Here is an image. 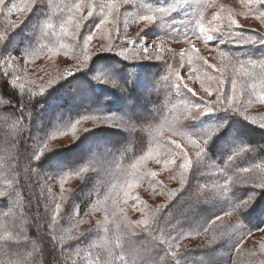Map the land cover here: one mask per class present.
<instances>
[{
  "label": "trees",
  "instance_id": "obj_1",
  "mask_svg": "<svg viewBox=\"0 0 264 264\" xmlns=\"http://www.w3.org/2000/svg\"><path fill=\"white\" fill-rule=\"evenodd\" d=\"M15 1L19 4L11 5ZM77 2L81 0H37L29 17L19 24L9 21L8 12L17 10L21 0H5L6 6H0V34L7 30L5 39L0 41V58H18L25 67L35 68L50 59L55 51L64 58L71 56L73 64L79 66L75 74L66 76L64 70L67 66L63 62L54 64L52 73L41 74L46 82L39 79V83L24 86L15 82L14 71L10 68L7 75L3 74L5 70L0 65V193H3L0 195V236L6 237L15 222L16 226H23L29 237V240L20 242L3 244L0 241V264H8L9 260L20 255L36 264H65L70 255L80 259L81 264H88L89 251H84L82 242L90 240L93 235L98 246L90 250L92 256L103 255L107 264H111V252L118 234L120 243L124 245L125 260L134 258L135 264H141L145 249L153 264H254V261L258 264L264 260V250L261 249L264 232L259 231L264 229V188L255 187L251 182L264 178V127H260L264 104L254 97L251 104L245 102L247 110L244 116L248 119L235 113L217 111L174 122L173 116L185 114V104H199L201 98L207 99L201 85L215 88V82L207 77L218 76L219 73L208 68L203 60L194 58L189 64L188 52L192 44L184 39H164L170 47L175 46L174 43L183 45V61L178 51L162 52L163 62L154 59L131 61L118 54L125 44L129 54L139 48V44L131 43V46L123 37L135 28L122 26L119 14L129 10L138 19L140 14L152 15L160 7L157 0L122 3L120 11L114 13L117 19L109 35V46L116 51H101L106 46L99 44L100 49L94 52L87 50L90 58L79 64L76 56L83 61L82 39H65L66 36L60 32L61 22L69 15V6ZM82 2L88 7L80 12L84 19L79 36L87 37L97 30L95 25L103 15L101 6L111 0ZM89 10L93 12L91 17L87 15ZM159 15L156 13L157 18ZM241 28L233 27V30H241L245 35L259 39L256 33L259 29ZM158 34L156 32L155 35ZM192 40L196 43L197 54L209 65L230 63L220 56V52L241 61L257 65L264 63V44L224 43L220 39L208 42ZM66 42L74 44V48L69 49ZM61 44L66 47L61 48ZM40 56L37 60L36 57ZM175 62L180 65L177 73L182 78L179 79L182 89L179 95L175 90L178 82L173 72ZM246 70L253 69L246 65ZM256 71H259L258 67ZM34 72L28 74L30 80L40 76ZM227 74H231V67ZM184 84L196 89L199 96L187 92ZM83 85L85 92L79 96L78 89ZM225 90L230 91L227 82ZM49 116L55 118L48 121ZM89 116L117 119L112 124L95 125L91 119H84ZM17 120L20 122L15 123ZM77 120L81 123L77 125L75 134L69 130L66 135L52 138L54 134L70 129ZM148 124L153 125L151 130ZM84 128L88 130L82 131ZM173 128L180 129L198 142L206 141L203 156L197 159L196 150L187 136H174ZM172 140L176 144H170ZM45 143L48 148L40 159H32ZM166 144L175 149L176 154H165ZM176 145L188 154L192 161L190 169H181L183 161ZM237 152L239 155H235ZM146 154V159L139 160ZM152 156L155 158L150 162L152 164H148V158ZM168 159L173 163L166 165ZM245 167L250 171H239ZM224 168L233 173L231 183L220 171ZM145 172H156L157 175L145 176ZM105 173L110 180L117 178L114 185L121 183L119 191L110 187L106 180L101 182V189H96L99 174ZM246 177L249 178L248 183L243 182ZM226 184L228 190L218 195ZM48 189L55 197L58 198L62 192L66 198L64 201L57 199V202L62 205L61 224L68 232L71 230L70 236L86 233L81 238L84 240L74 239L72 246L62 241L63 252L62 242H54L49 234L46 206L50 205L53 197ZM127 194L129 206L120 202L121 196L125 199ZM250 197L254 198L247 207H237ZM111 203L115 204V216L110 209ZM125 210L128 213L121 214ZM77 211L78 218L83 221L78 227L74 216ZM101 212L103 216L99 214ZM228 212L231 215H225ZM6 213L9 215L5 216ZM154 215L171 233H157L166 243L153 241L143 232V225L136 229V234L130 233L129 222L133 227L141 219H149L151 223ZM218 217L223 219L212 223ZM116 220L120 222L119 228ZM5 226L8 231H5ZM173 236L178 237L180 248L179 254L170 258L166 250L168 242L175 243ZM30 241H38L40 249L31 257L27 256L32 250ZM129 246L135 247L134 252L138 255L129 257ZM76 250L83 254L84 259L76 256ZM115 254L118 257L121 249L115 248ZM116 264H120L119 259Z\"/></svg>",
  "mask_w": 264,
  "mask_h": 264
},
{
  "label": "snow or ice",
  "instance_id": "obj_2",
  "mask_svg": "<svg viewBox=\"0 0 264 264\" xmlns=\"http://www.w3.org/2000/svg\"><path fill=\"white\" fill-rule=\"evenodd\" d=\"M130 0H123L124 4H128ZM187 2V0H185ZM241 6L243 8H246L248 10V14H251L252 16H255L257 19L261 21L262 24H264V0H240ZM37 4V0H21V4L18 7V11L20 12H31L34 5ZM0 6H6L5 0H0ZM88 7V5L84 4L81 0V2L74 3L69 6V15L68 17L61 22L60 24V32L64 36L71 35L73 38H75L78 35L79 29L81 28V21H83L84 17L79 14L83 8ZM102 18L100 19L99 23L95 25L97 30H103L104 25L109 22H115L117 19V16L114 15V13H118L120 11V4L116 2V0H111V2L102 5ZM173 11L172 7L164 8L159 7L156 8L153 11L152 15L148 14H140L139 19L144 21L147 25H152L155 20L157 19L156 13H160L161 16L164 14ZM223 7H221V11L213 14L211 20H208L205 22V17L202 12H200L196 19L192 20V23L195 25L194 28L191 29V35L196 36L197 39H203L205 42L213 41L214 39H220L224 43H238V44H264V30L258 31L256 33L259 34V39H255L252 36L245 35L241 30L234 31L233 26H235L237 29H242L241 26L237 23V20L234 18L231 10H228V15L225 17L223 13ZM131 13H128L130 15ZM87 15L91 17L93 15V12L89 10L87 12ZM111 18V20L109 19ZM227 19V26H224L223 21ZM74 27L71 29V33L69 32V26L73 23ZM216 34L215 36L213 34ZM7 34V30H5L4 34H0V41H3L5 39V36ZM43 35H46L43 31ZM110 35V34H109ZM139 35V34H138ZM93 38L92 33H89L88 36L83 40V61L80 60L79 56H76V60L79 64L85 63L89 58V53L87 51L88 49V43ZM161 40V45H156L155 40L152 41V44L154 47L159 48L163 46V38H159ZM184 41L191 43V36L187 35L184 38ZM133 44H139V39L136 41H132ZM61 48H65L66 45L61 44ZM41 51H43V48H41ZM58 51V50H57ZM101 51H116L112 47H104L101 49ZM198 50L195 48L194 45H192L191 50L188 52V63L192 64L193 59L196 60H203L204 64L207 65L208 68L214 69L215 72L219 73L218 76H208L207 78L210 81L215 82V88H213L211 85L208 87H204L202 84L201 87L203 88L204 92L207 95V99L201 98L199 104H185V114H179L178 116H173V121L176 120H184L186 118H198L201 115H206L208 113L217 112V111H224V112H231L235 113L241 116H244V113L246 112V104H251L253 102V97L256 101H258L261 104H264V63L256 64L251 61H241L238 59H234L233 57L229 56L225 52H220V56L222 58L228 59L230 63L228 65H225L221 63L219 66L217 65H209L207 64V61L204 60L203 57L199 56ZM56 52H53V55H55ZM67 55L68 53L65 52ZM118 54L125 59L131 60L133 57L136 59H156L160 60L163 59L162 56L158 54V52H150L148 42H145L144 44H140V47L138 49H135L133 53L130 55L127 50V44L119 49ZM181 60L184 59V53L181 52ZM18 58H10V59H2L0 58V65L4 68L5 72L3 74L7 75V69L13 67V65L17 62ZM246 65H250L252 67V71L246 70ZM231 67V74H227V69ZM259 68V71H256V68ZM178 76V82L175 85L176 94L179 95L182 91L181 85L179 83V79H182L179 76V73H177ZM191 79V77H189ZM169 77L166 76L165 80L168 81ZM230 84V91L225 90V85ZM113 86H115V82H113ZM169 86L172 88V85L169 84ZM183 88L187 90V92L191 93L193 96H199V92L194 89L193 87H189L188 84H184ZM43 87L41 88V92H43ZM215 96L213 99L212 97ZM246 102V104H245ZM7 103V102H6ZM162 111V110H161ZM245 119H248L247 116H244ZM84 119H91L93 123L99 124V123H107L112 124L117 118L116 117H96V116H89L85 117ZM167 119V117H165ZM20 121L17 120L15 123H19ZM81 123V120H77L75 123L72 124L71 128L67 131L60 132L58 134H54L52 138H55V135H66L68 131L70 130L73 134L77 131V125ZM148 129L151 130L153 128L152 124L147 125ZM171 127V125H170ZM260 127H264V117H261V124ZM88 128L82 129V131H87ZM172 134L180 135V136H187L189 143L193 146V148L196 150V157L201 158L203 154L205 153V142H198L196 139H193L189 135H187L185 132L181 131L180 129L173 128ZM170 144H176L175 140L170 141ZM48 148L47 143L43 144V147L39 149L38 152H36L32 159L38 160L40 157L44 154L45 150ZM176 149L179 150L178 154L180 156V159L183 161L180 165L181 169L187 170L192 167V161L189 159V156L186 152H184L183 148L180 145H176ZM151 151V150H150ZM241 151H248V149H241ZM164 152L165 154H168L171 152L172 154H176L175 149H170L169 145L166 144L164 146ZM235 155H239V152L235 153ZM147 158V154L144 156H141L139 160H144ZM234 158V157H233ZM166 165L173 163V160L168 159L166 160ZM135 167V166H133ZM220 171L224 172V174L228 177V182L231 183V177L233 173L228 169L224 168ZM241 172H249V168H241L239 169ZM143 175L145 176H152L155 177L157 175L156 172H145ZM244 183L249 182V178L243 179ZM255 187H261L264 188V178H262L260 181H251ZM183 184V180L181 181ZM131 187V185H129ZM61 189L63 191V184H61ZM228 190V185L226 184L224 186V189L221 193H218V195H223V192ZM49 194H51V189H48ZM43 195V191L41 193ZM0 195H3V193H0ZM52 195V200L50 202V205L46 206V210L48 211V228L50 230L49 234L52 236L53 241L56 243H60L65 237L58 235L55 233V226L59 222L61 218V212H62V205L61 203L57 202V199L59 201H64L66 198L61 192V195L57 198L54 194ZM254 197H250L248 201L242 203L241 205H238L237 207H247L248 204H250L251 200ZM158 211V210H157ZM106 212V219H107V209ZM234 212V211H233ZM115 208L112 210V215L115 216ZM9 214L6 213L5 216H8ZM225 215H231V212L226 213ZM76 217L75 219V226L78 227L79 224L83 223L82 220L78 218L79 213L78 211L74 214ZM223 217H218L215 220L212 221V223H215L216 220H222ZM99 223V222H98ZM115 223L117 224V227H120L119 220H116ZM143 225V232L148 234L152 238L153 241L159 240L160 243H166V241L157 233H166L168 235H171V233L167 232L166 226H161L158 217L155 215L151 217V223L149 222V219H141L135 222V226L133 227L131 225V222H129V230L131 234H136V229L140 228V226ZM207 230V229H205ZM5 231L7 230V227L5 226ZM107 231V229H106ZM260 232H264V229L259 230ZM86 233L80 232L77 235L74 236H68L67 239H75L79 240L82 237H85ZM23 240H29V237L26 232L23 230V226H16L14 222V227L11 231H8V235L0 236V241L3 242V244L9 242V241H15L20 242ZM121 236L118 234L116 237V244L113 247V250L111 252V264H116L117 259H119L120 264H135V259L131 260H125V256L123 254L124 245L120 243ZM172 241H175V243L168 242V248L166 250L168 256L170 258H174L179 254V242L178 237L173 236ZM32 245L31 252L27 253V256L31 257L34 254H37L39 249V242L38 241H30ZM155 247V245H153ZM62 252L63 247L61 244ZM115 248L121 249V254L117 257L115 254ZM134 248L132 246H129L128 249V256L134 257L135 255H138V253L134 252ZM261 249L264 250V244L261 245ZM147 249H145V255L141 257V264H153L151 255L147 254ZM240 249L237 248V252L239 253ZM77 257H82L83 254L81 252L76 253ZM255 254L253 253V257ZM239 260V256H237V261ZM8 264H36V262L28 261L27 259L23 258L21 255L17 257L15 260H9ZM65 264H81V260L74 258L72 255L67 256L65 260ZM88 264H107L105 257L103 255H97L95 257L92 256L91 251L88 252ZM236 264V262H234ZM254 264L256 262L254 261ZM258 264H264V260H261L258 262Z\"/></svg>",
  "mask_w": 264,
  "mask_h": 264
},
{
  "label": "rangeland",
  "instance_id": "obj_3",
  "mask_svg": "<svg viewBox=\"0 0 264 264\" xmlns=\"http://www.w3.org/2000/svg\"><path fill=\"white\" fill-rule=\"evenodd\" d=\"M157 1L159 3L158 6L164 7V8H169L171 6L173 11H170V12L164 14L163 16H161V14H160L159 17L155 20V22L150 26L147 25L144 21L136 18L131 13V11H129V10H124V12L119 14V16L122 17V20H121L122 26L126 27V29H132V30L135 28V30L133 32L129 33L127 36H123V37H126L125 39H127V43H130V45H131L132 40H130V39H140L139 40L140 41L139 47H140V44H144L145 42H148L149 51L150 52H158V54L160 56L162 55V52L165 53L167 51H170V52L171 51H178V53H181V51H183L182 50L183 45H179V44L174 43L175 46L170 47V46H167L164 39H184L187 35H190L191 36V44L194 46L196 45V43L192 39H197V38H196V36L191 35V29L195 27V25L192 23V20L196 19L200 12H202L204 14L205 22H207L208 20H211L213 14L220 12L221 7H223L224 11L222 14L226 17L228 15V10L230 9L234 18L237 20V23L241 27H243V28L250 27V28H254V29L257 28L260 31L264 30V24H262L261 21L259 19H257L255 16L248 14V10L241 6L240 0H187V2H185V0H157ZM122 3L123 2H120L118 4H120V6L122 7L123 6ZM18 4L19 3L17 1H15L11 5H18ZM128 13H131V14L128 15ZM29 14H30L29 12H20L18 10H15V11L11 10L10 12H8L9 21L10 22L12 21L16 24H19V23H21L22 20H25V18L27 19V17H29ZM77 15H82V14L79 13ZM149 15H151V14L149 13ZM37 17H38V15H37ZM110 20H111V18H110ZM74 24H75V22L69 26V32L70 33H71V29L74 27ZM223 24H224V26H227V19H225L223 21ZM114 26L115 25L113 22H109V23L104 25V28L102 31L96 30V32L93 34V38L88 43V49L87 50H91L93 52L97 51L98 49H100L99 44H101L102 47H104V45L106 47H108L111 44V42H109V34L111 32L110 28L114 27ZM81 27H82V25H81ZM233 27H235V26H233ZM31 29H30V31H31ZM80 30H81V28L79 29L78 35L75 38H73L71 35H68L65 37V39H82V41H80L81 50H82L83 40L86 37L79 36ZM156 32H159L160 34L155 35ZM141 33H145V34H143V36H141ZM159 38H163V46L156 48L153 46L152 41L155 40L156 45H161V40ZM66 44L69 45L68 46L69 49H71V47L74 48V44H71V43L69 44V42H66ZM188 44H190V43H188ZM192 45H191V47H192ZM132 53H133V51L131 52V54ZM41 57L42 56L36 57V59L39 60ZM135 60H137L135 57H133V59H131V61H135ZM65 61H67V62H65ZM154 61L163 62L164 58L160 59V60L154 59ZM61 62H63L64 65L67 66L64 70L66 76H71L72 74H75L77 70H79V66L73 64V60H72L71 56H69V58H64V56L59 54V53L52 55L50 57V59H46L44 63L37 64V66L35 68L25 67L23 65L24 64L23 61L21 59H17V62L10 69H11V71H14L15 82L19 85L25 86L28 83L30 85L35 84L36 82L39 83V81H38L39 79L43 80L41 77V74L50 73L52 71V66L54 64L61 63ZM179 67H180L179 63L175 62L174 66H173V72L176 74L175 75L176 79H178L177 69ZM97 71H99V70H97ZM31 72H34V74H40V76L36 77L37 78L36 80H32V79L30 80L28 74H30ZM94 75H95L94 77H97L99 79V77L96 74H94ZM49 76H51V74ZM32 81H33V83H31ZM41 82L42 83L46 82V79H44ZM85 88L86 87L84 85L80 86V88L78 89V95L79 96H81L85 92ZM54 118H55L54 116H49L47 120L50 121V120H53ZM89 146H90V148H93V145H89ZM154 158L155 157H153V156L149 157L148 158L149 159L148 164H152L150 162ZM106 174L107 173H105V175L99 174V178L102 181H100V179H99V181H98L99 183H97L96 189H101V182L106 180L111 185L110 187L116 188V191H119V189L121 188V186H120L121 183L119 184V182H118V185H114L116 183L117 178H112L110 180L108 178V175H106ZM129 191H130L129 194L131 197V195H132L131 189H129ZM129 194H127L125 196V199H124L123 195L121 196L120 202L123 201V202H121L123 205L129 206V198H130ZM111 204H112V207L115 208V204H113V203H111ZM112 207H110V209H113ZM127 209L128 208H126V210ZM126 210H125V212L122 211L121 214L124 213L126 215L128 213V211H126ZM99 214L101 216H103V212H101ZM55 232L58 235L65 237V239H63L62 241L63 242L66 241V245H70V246L74 245V241H73L74 239H72V241H70V240L67 241V237L70 236L69 233L71 232V230H70V232H68V230H66V228H64L63 224H61L60 220L57 223V225L55 226ZM93 236L89 237L90 240L85 239V243L82 242L84 244L83 248L86 249L84 251H86V252L90 251L96 245L98 246L97 240H96L97 238H95ZM81 240H84V239H81ZM63 242L61 244H64ZM76 245L80 246L79 243H76ZM83 248H82V250H83ZM78 251L79 250H76V252L74 251V253H77ZM82 258L84 259V256H82Z\"/></svg>",
  "mask_w": 264,
  "mask_h": 264
}]
</instances>
